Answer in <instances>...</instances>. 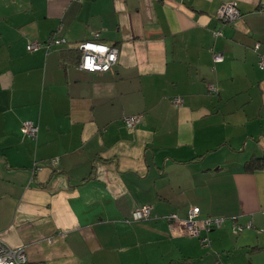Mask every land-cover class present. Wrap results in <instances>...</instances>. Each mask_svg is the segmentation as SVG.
<instances>
[{
    "label": "crops",
    "instance_id": "obj_1",
    "mask_svg": "<svg viewBox=\"0 0 264 264\" xmlns=\"http://www.w3.org/2000/svg\"><path fill=\"white\" fill-rule=\"evenodd\" d=\"M226 2L240 19H218ZM95 34L118 50L110 72L76 67ZM53 38L67 43L46 51ZM255 158L264 0H0V242L25 264H264ZM142 206L152 218L127 221ZM193 207L220 228L168 217Z\"/></svg>",
    "mask_w": 264,
    "mask_h": 264
},
{
    "label": "built area",
    "instance_id": "obj_2",
    "mask_svg": "<svg viewBox=\"0 0 264 264\" xmlns=\"http://www.w3.org/2000/svg\"><path fill=\"white\" fill-rule=\"evenodd\" d=\"M241 13L237 8L235 2H226L223 3L217 12L218 19L223 22H232L241 18ZM217 33L215 34V36ZM64 39H49L46 41L44 48L46 51H49L52 47H60L66 44ZM40 47L39 43L31 42L27 45V51H34ZM74 50L78 52V63L77 69L80 71L88 73H106L110 72L118 58V50L114 46H110L99 41V35L95 34L94 38L88 41L79 42L72 46ZM216 59H221L220 56H216ZM260 68L263 67V60L259 64ZM174 105H180L181 99L174 98L172 100ZM123 123L128 129H134L136 125L142 120V115H133L123 117ZM22 131L24 134L29 137H36L37 127L32 122H24L22 126ZM53 166L57 164V160L53 159L50 162ZM199 214V209L193 207L189 210L187 217L182 219L176 215L168 216L170 219H173L175 226L179 227L183 232L188 235H198L202 230L210 231L213 228H220L222 225V219H203L198 220L196 217ZM151 209L148 206H142L136 208L132 214L131 218L127 221H143L151 219ZM246 227H249L246 226ZM244 229V226H233V233L239 234ZM202 244L208 246V242L203 240ZM26 254L23 248H9L3 245L0 242V264H25L26 263ZM215 264H223L219 261H216Z\"/></svg>",
    "mask_w": 264,
    "mask_h": 264
},
{
    "label": "trees",
    "instance_id": "obj_3",
    "mask_svg": "<svg viewBox=\"0 0 264 264\" xmlns=\"http://www.w3.org/2000/svg\"><path fill=\"white\" fill-rule=\"evenodd\" d=\"M249 163H250L249 165H246V169L247 170L250 171V170H254V169H259L258 167H264V158H255V159L250 160ZM213 229H216V228H213ZM203 240L207 241L208 242V246H209V239H207V238L201 239L200 243H201L202 246H204L202 244ZM208 246H204V247H208ZM223 264H225V263H223Z\"/></svg>",
    "mask_w": 264,
    "mask_h": 264
},
{
    "label": "rangeland",
    "instance_id": "obj_4",
    "mask_svg": "<svg viewBox=\"0 0 264 264\" xmlns=\"http://www.w3.org/2000/svg\"><path fill=\"white\" fill-rule=\"evenodd\" d=\"M232 233V232H231ZM233 234V233H232ZM234 235V234H233ZM235 235H237V234H235Z\"/></svg>",
    "mask_w": 264,
    "mask_h": 264
}]
</instances>
